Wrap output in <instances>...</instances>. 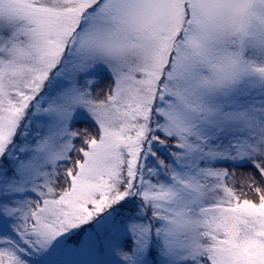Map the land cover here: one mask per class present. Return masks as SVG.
Wrapping results in <instances>:
<instances>
[{
	"label": "snow or ice",
	"instance_id": "snow-or-ice-1",
	"mask_svg": "<svg viewBox=\"0 0 264 264\" xmlns=\"http://www.w3.org/2000/svg\"><path fill=\"white\" fill-rule=\"evenodd\" d=\"M0 264H264V0H0Z\"/></svg>",
	"mask_w": 264,
	"mask_h": 264
},
{
	"label": "trees",
	"instance_id": "trees-1",
	"mask_svg": "<svg viewBox=\"0 0 264 264\" xmlns=\"http://www.w3.org/2000/svg\"><path fill=\"white\" fill-rule=\"evenodd\" d=\"M239 171V170H238Z\"/></svg>",
	"mask_w": 264,
	"mask_h": 264
}]
</instances>
